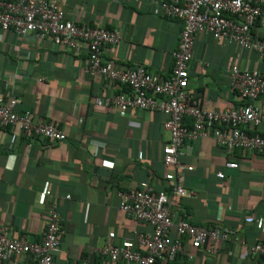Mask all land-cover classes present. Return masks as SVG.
Returning <instances> with one entry per match:
<instances>
[{"label":"crops","instance_id":"0c3cea01","mask_svg":"<svg viewBox=\"0 0 264 264\" xmlns=\"http://www.w3.org/2000/svg\"><path fill=\"white\" fill-rule=\"evenodd\" d=\"M58 1L68 18L120 33L118 44L104 48L106 61L118 68L143 65L161 77L170 76L183 23L163 14L159 0ZM252 35L264 39L263 22L252 27ZM192 52L188 90L209 109L241 103L231 85L233 65L264 74V61L254 51L208 34L197 36ZM87 61L84 42L71 50L51 37H20L0 27V97L15 95L19 110L31 111L34 120H49L67 134L64 141L19 135L12 145L11 130L0 126V228L15 238L41 241L51 200L57 199L62 230L55 260L60 264L82 259L104 264L99 250L110 230L116 241L152 231L149 224L126 216L119 193L136 189L145 180L165 189V174L174 171L163 162L164 146L171 141L163 125L166 116L98 106L96 98L124 87L89 78ZM258 131L264 135V127ZM181 151L180 160L193 169L184 172L190 195L172 199L176 216L227 230L228 238L216 243L220 264H264V256L250 252L264 240V231L255 224L257 219L264 221V154L227 152L211 135L186 141ZM228 160L238 166L227 168ZM220 171L225 178L216 175ZM47 189L51 197L45 194ZM210 246L208 241L195 250L186 242L184 248L194 260L188 262L181 254L180 264H205Z\"/></svg>","mask_w":264,"mask_h":264},{"label":"built area","instance_id":"2783aa9c","mask_svg":"<svg viewBox=\"0 0 264 264\" xmlns=\"http://www.w3.org/2000/svg\"><path fill=\"white\" fill-rule=\"evenodd\" d=\"M160 11L183 23L177 48L173 51V66L169 77H161L143 65L118 68L103 57L104 48L118 44L120 33L103 26L92 27L68 18L58 0H0V27L15 35H34L42 40L48 37L77 49L80 43L88 47L85 72L89 78L100 77L124 88L112 96L96 98V104L105 108L116 106L122 112L131 108L157 111L166 116L164 128L171 141L164 146L163 162L174 171L165 174L168 187L156 189L150 181H142L136 189L121 191L120 209L129 218L149 224L150 232H138L134 237L116 241L110 230L106 244L99 254L104 264H180L181 254L188 262L194 254L185 250L186 242L195 249H206L205 264H220L217 242L228 238L227 230L197 225L186 217L176 216L172 199L186 197L190 191L184 185L185 170H192L180 160L182 147L188 140L211 135L227 152L264 154V74L257 69H241L233 65L230 70L232 88L238 92L241 103L224 110L203 107L199 98L188 90L190 63L198 35L208 34L219 42L235 43L240 48L254 51L264 61V39L252 35V27L264 23V0H159ZM15 95L0 97V126L9 128L13 145L19 135H29L50 141H64L66 132L49 120H34L31 111L18 109ZM190 120V123H187ZM139 158H143L140 152ZM228 160L227 168H236ZM225 178V172L216 174ZM52 196L50 189L45 191ZM57 199L51 200L46 230L41 241L30 242L15 238L8 229L0 228V264H60L55 255L61 248L62 218ZM255 224L264 231V221ZM255 256H264V240L250 248ZM96 264L82 259L80 263Z\"/></svg>","mask_w":264,"mask_h":264},{"label":"trees","instance_id":"16d2710c","mask_svg":"<svg viewBox=\"0 0 264 264\" xmlns=\"http://www.w3.org/2000/svg\"><path fill=\"white\" fill-rule=\"evenodd\" d=\"M187 123H190V120H187ZM170 264H171V262H170ZM173 264V263H172Z\"/></svg>","mask_w":264,"mask_h":264}]
</instances>
